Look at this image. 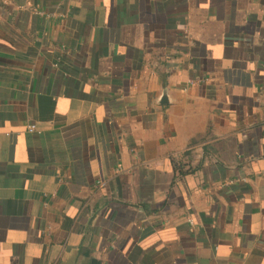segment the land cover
I'll list each match as a JSON object with an SVG mask.
<instances>
[{
  "label": "crops",
  "instance_id": "1",
  "mask_svg": "<svg viewBox=\"0 0 264 264\" xmlns=\"http://www.w3.org/2000/svg\"><path fill=\"white\" fill-rule=\"evenodd\" d=\"M84 240L264 264V0H0V264Z\"/></svg>",
  "mask_w": 264,
  "mask_h": 264
},
{
  "label": "water",
  "instance_id": "2",
  "mask_svg": "<svg viewBox=\"0 0 264 264\" xmlns=\"http://www.w3.org/2000/svg\"><path fill=\"white\" fill-rule=\"evenodd\" d=\"M167 102L165 95L160 98V103ZM88 242L84 240L79 247L67 253L58 264H89V257L82 253V248L87 247Z\"/></svg>",
  "mask_w": 264,
  "mask_h": 264
},
{
  "label": "built area",
  "instance_id": "3",
  "mask_svg": "<svg viewBox=\"0 0 264 264\" xmlns=\"http://www.w3.org/2000/svg\"><path fill=\"white\" fill-rule=\"evenodd\" d=\"M35 13L36 14H39L40 12L39 11H36ZM28 121H29V123L27 125V131L29 133L34 132L36 130L35 124L33 122H31V118H28Z\"/></svg>",
  "mask_w": 264,
  "mask_h": 264
},
{
  "label": "trees",
  "instance_id": "4",
  "mask_svg": "<svg viewBox=\"0 0 264 264\" xmlns=\"http://www.w3.org/2000/svg\"><path fill=\"white\" fill-rule=\"evenodd\" d=\"M184 164H180L178 167L175 166V169H178V172H182L184 169Z\"/></svg>",
  "mask_w": 264,
  "mask_h": 264
}]
</instances>
